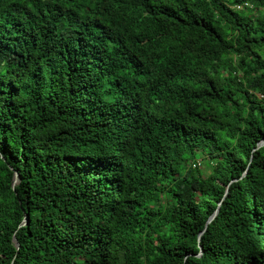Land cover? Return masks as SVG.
<instances>
[{"label":"trees","instance_id":"obj_1","mask_svg":"<svg viewBox=\"0 0 264 264\" xmlns=\"http://www.w3.org/2000/svg\"><path fill=\"white\" fill-rule=\"evenodd\" d=\"M262 140L264 0H0V264H264Z\"/></svg>","mask_w":264,"mask_h":264},{"label":"water","instance_id":"obj_2","mask_svg":"<svg viewBox=\"0 0 264 264\" xmlns=\"http://www.w3.org/2000/svg\"><path fill=\"white\" fill-rule=\"evenodd\" d=\"M263 142H264V140H262V141L260 142V145H261ZM17 182H18V174L15 172L14 175H13L12 186L14 187L15 184H16ZM217 209H218V208H217ZM217 209H216V210H217ZM215 213H216V211H215V212L209 217L208 222H210V221L213 219ZM14 242H15L16 246L18 247V242H17V240H16L15 238H14Z\"/></svg>","mask_w":264,"mask_h":264},{"label":"rangeland","instance_id":"obj_3","mask_svg":"<svg viewBox=\"0 0 264 264\" xmlns=\"http://www.w3.org/2000/svg\"><path fill=\"white\" fill-rule=\"evenodd\" d=\"M199 167H200L203 171H206V169H207L206 162L203 161L202 159H200V165H199Z\"/></svg>","mask_w":264,"mask_h":264},{"label":"built area","instance_id":"obj_4","mask_svg":"<svg viewBox=\"0 0 264 264\" xmlns=\"http://www.w3.org/2000/svg\"><path fill=\"white\" fill-rule=\"evenodd\" d=\"M236 8H238V9L241 8V5H236ZM196 164H197V165H200V161L197 160V161H196ZM193 166H194V165H193Z\"/></svg>","mask_w":264,"mask_h":264}]
</instances>
